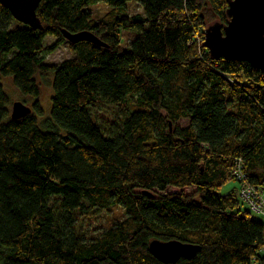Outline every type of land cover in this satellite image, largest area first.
<instances>
[{
	"label": "trees",
	"instance_id": "obj_1",
	"mask_svg": "<svg viewBox=\"0 0 264 264\" xmlns=\"http://www.w3.org/2000/svg\"><path fill=\"white\" fill-rule=\"evenodd\" d=\"M229 1L41 0L38 30L0 4V264H167L154 240L201 247L174 264H264V223L240 197L243 182L264 191V73L203 47ZM123 31L138 35L128 49ZM65 42L75 57L46 63ZM50 76L47 116L39 78ZM6 79L33 99L20 120ZM229 182L239 189L222 194ZM113 211L98 234L83 231Z\"/></svg>",
	"mask_w": 264,
	"mask_h": 264
},
{
	"label": "water",
	"instance_id": "obj_2",
	"mask_svg": "<svg viewBox=\"0 0 264 264\" xmlns=\"http://www.w3.org/2000/svg\"><path fill=\"white\" fill-rule=\"evenodd\" d=\"M15 20L34 30L43 26L37 15L41 0H0ZM228 22H215L205 30L203 47L214 59L224 57L249 63L264 73V0H230L227 11ZM70 43L89 41L99 46L104 44L89 32L71 34L64 32ZM32 113V108L23 102H15L11 117L20 120ZM150 253L160 262L177 263L181 258L193 259L201 247L181 241L163 242L154 240L149 246Z\"/></svg>",
	"mask_w": 264,
	"mask_h": 264
},
{
	"label": "rangeland",
	"instance_id": "obj_3",
	"mask_svg": "<svg viewBox=\"0 0 264 264\" xmlns=\"http://www.w3.org/2000/svg\"><path fill=\"white\" fill-rule=\"evenodd\" d=\"M91 11L93 12V15L95 17H103L106 15L110 8L100 2L99 4L93 5L90 7ZM128 11L129 15L133 16L136 14H143L144 10L142 7L137 5L136 3H130L128 5ZM216 21H210L208 20L207 27L211 24L215 23ZM138 35L135 32L132 31H123L122 33V48L128 49L130 48L131 44L137 39ZM57 42L56 38L48 37L46 40V46H52ZM45 62L48 64H61L66 60L72 59L75 57L74 52L72 51L69 42L61 43L60 46L57 48V50L53 53L45 54ZM52 80L53 77L50 76L48 78H39V84L41 87V105L44 107L47 116L50 115L51 109H52V97H53V87H52ZM4 88L9 97L11 98V109L12 112V106L15 102H23L28 107H32L34 102L33 99L30 98H23L21 94H19L18 90L15 88L12 80L6 79L3 81ZM114 113H119V111L116 108H111L109 110H102L98 113V117H100L101 121L104 123L110 124L114 117ZM41 122V121H40ZM239 189V184L237 182H229L225 186L221 188L222 194H228L233 189ZM116 214H118L116 211H113L112 213H96L90 217H87L86 219H82V225L84 227L83 231H88L90 234H98L100 231H102L104 228L108 226V224L113 221ZM253 218L264 223V216L253 214Z\"/></svg>",
	"mask_w": 264,
	"mask_h": 264
},
{
	"label": "built area",
	"instance_id": "obj_4",
	"mask_svg": "<svg viewBox=\"0 0 264 264\" xmlns=\"http://www.w3.org/2000/svg\"><path fill=\"white\" fill-rule=\"evenodd\" d=\"M237 176L243 178L240 177L243 176L241 173H237ZM240 197L252 212L264 216V191L243 182Z\"/></svg>",
	"mask_w": 264,
	"mask_h": 264
}]
</instances>
